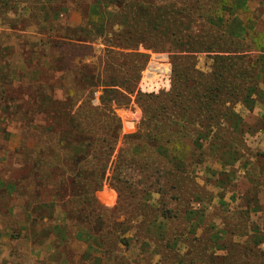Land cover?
<instances>
[{
	"label": "trees",
	"instance_id": "1",
	"mask_svg": "<svg viewBox=\"0 0 264 264\" xmlns=\"http://www.w3.org/2000/svg\"><path fill=\"white\" fill-rule=\"evenodd\" d=\"M251 1L0 0L3 25L12 30L33 25L45 36L23 44L28 69L21 72L0 32V110L7 117L16 113L23 151L37 155L26 179L51 199L45 208L54 207L55 214L59 203L70 204L64 217L78 219L90 237H99L114 225L96 200L105 180L118 188L130 181L124 169L149 171L148 163H154V174L146 172L143 178L157 175L162 197L169 191L178 194L164 201V207H153L152 194H142L153 184L139 187V216L145 217L146 209L154 213L143 230L160 237L164 229L170 232L167 225L178 209L190 227L206 223L209 196L199 191L192 174L210 168L209 156L233 165L238 159L232 149L239 144L235 137L248 132L235 106L243 103L253 110L257 99L264 105V44L254 39L258 20L250 24L245 19ZM76 9L83 12L78 23L70 18ZM94 44L103 46L99 54ZM141 46L172 55L170 91L156 95L138 89L149 57L140 52ZM201 53L213 60L207 74L197 69L196 55ZM88 58L94 60L88 63ZM98 90L102 94L96 106L92 100ZM133 96L143 101V128L123 137L125 146L113 162L122 133L113 106L127 105ZM33 132L49 144L29 147ZM109 170L113 175L107 178ZM14 179L4 188L9 195L18 187ZM196 201L204 208L195 209ZM227 227L207 236L202 255L214 247L225 252L221 264H250L251 252L264 257L263 231L253 232L247 221ZM236 235L247 238L245 245L234 243ZM212 257L207 264L218 262Z\"/></svg>",
	"mask_w": 264,
	"mask_h": 264
},
{
	"label": "rangeland",
	"instance_id": "2",
	"mask_svg": "<svg viewBox=\"0 0 264 264\" xmlns=\"http://www.w3.org/2000/svg\"><path fill=\"white\" fill-rule=\"evenodd\" d=\"M70 18L75 23L81 22L83 12L76 9ZM245 19L250 24H256L258 20L254 39L257 44H264V0L251 1L249 10L245 12ZM255 26L252 25L253 28ZM0 32H4L1 33L3 47L10 48L9 57L12 58L13 55L21 72L27 71V60L21 51L23 44H31L45 36L40 35L38 28L33 25L12 30L1 22ZM93 48L95 54H99L103 46L94 44ZM140 52L149 57L141 73L138 89L143 94L156 95L170 91L173 77L172 55L146 50L142 46ZM92 60L94 59L88 58L87 62ZM196 62L199 71L205 74L210 72L213 60L208 54H197ZM261 87L264 88L262 84ZM101 94V90L94 93V105H100ZM141 102L143 101H138L133 96L129 104L113 106L115 114L122 121L121 138L113 162L125 146L123 137L143 128L144 111ZM235 111L243 118L245 129L248 130L235 137L239 144L233 143L232 149L238 156L237 161L231 166H225L220 160L209 156L207 162L210 168L200 167L192 174L200 187L199 191L209 196L206 206L210 213L205 224L201 222V226L190 227L181 216L182 210L178 209L175 212L177 217L172 218L167 225L170 232L164 229L160 237L154 230H143L144 224L153 220L154 213L146 209L148 211L145 217L139 216L141 212L138 205L142 203L139 187L145 183L153 184L142 192L149 191L152 194L149 201L153 207H164V201L168 202L178 194L169 191L163 193L162 197L158 190L160 183L157 175L143 178L142 174L155 172L154 163H148L152 168L149 171L138 167L124 169L123 175L126 174V179L130 181L119 184L118 188L112 185L110 179L105 180L102 189L96 193V200L100 207L109 211L114 225L111 231L104 232L99 237L95 234L90 237L77 222L78 219L69 220L62 214L63 210L71 208L70 204L59 203L55 214L52 211L54 207H51L52 210L48 205L45 208L44 203H50L51 199L44 190L35 187L32 180L26 179L30 176L29 171L37 155H25L29 151H23L21 146L23 131L16 113L11 112L7 117L0 110V264H196L198 261V264H207L206 261L211 260L212 256H216V264H221L223 261L220 256L225 254L223 250L211 247L205 255L201 253L204 250L202 243L209 234L244 221L248 222L253 232H264V105L257 99L253 110L238 103ZM30 135L29 147L36 148L37 142L43 146L49 144L47 139H40L43 135L35 132ZM151 151L146 150L149 153ZM111 175L113 173L109 170L107 178ZM14 178L18 187L16 192L9 195L4 188ZM162 188L166 189L164 186ZM198 204L197 201L194 203L195 209L204 208ZM229 212H235L236 215L230 218L232 215ZM242 212L245 213L244 217L240 215ZM55 225L59 229H55ZM212 226H215L214 231ZM194 238H200V241H194ZM246 240L243 236L234 237V243L240 246L245 245ZM261 249H264V245ZM251 253L254 258L250 261L242 255L244 261L256 264L259 262L257 260L263 259L261 261L264 264V257Z\"/></svg>",
	"mask_w": 264,
	"mask_h": 264
}]
</instances>
